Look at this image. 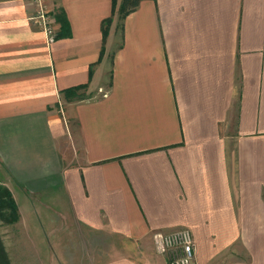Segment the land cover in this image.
I'll list each match as a JSON object with an SVG mask.
<instances>
[{"label": "crops", "instance_id": "0c3cea01", "mask_svg": "<svg viewBox=\"0 0 264 264\" xmlns=\"http://www.w3.org/2000/svg\"><path fill=\"white\" fill-rule=\"evenodd\" d=\"M116 1L47 0L53 39L34 0H0L11 223L45 236L53 205L124 242L98 264H167L154 235L182 228L194 264H264V0H141L123 20Z\"/></svg>", "mask_w": 264, "mask_h": 264}, {"label": "rangeland", "instance_id": "374dc122", "mask_svg": "<svg viewBox=\"0 0 264 264\" xmlns=\"http://www.w3.org/2000/svg\"><path fill=\"white\" fill-rule=\"evenodd\" d=\"M50 207L56 220L45 236L35 238L27 234L29 230L24 226L0 220V237L10 264H98L114 257L115 253L123 254L116 252L124 245L120 238L103 234L83 236L80 230L67 227L65 221L58 218L55 206ZM43 216L39 212L41 219Z\"/></svg>", "mask_w": 264, "mask_h": 264}, {"label": "built area", "instance_id": "2783aa9c", "mask_svg": "<svg viewBox=\"0 0 264 264\" xmlns=\"http://www.w3.org/2000/svg\"><path fill=\"white\" fill-rule=\"evenodd\" d=\"M36 13L31 16L42 30L50 37H55L47 0H34ZM193 233L188 228H182L170 233H155L154 247L167 257V264H194L196 258V246H194Z\"/></svg>", "mask_w": 264, "mask_h": 264}, {"label": "trees", "instance_id": "16d2710c", "mask_svg": "<svg viewBox=\"0 0 264 264\" xmlns=\"http://www.w3.org/2000/svg\"><path fill=\"white\" fill-rule=\"evenodd\" d=\"M114 1V6H113V15L116 13V7H117V1ZM141 0H122V3L120 5V8L118 10L119 17L121 20H123L131 11H133L135 8L138 7L140 4ZM58 19L62 22L63 27H66L67 20L65 16L58 15ZM113 22V18L110 17L104 21V36L105 40L109 34L110 26ZM82 87H87L86 85L78 86L76 88H72L69 91H75L78 90ZM14 197L3 183L0 181V220H4L6 222H16L19 220V210H18V205L16 201H14ZM0 264H10L7 258V255L5 254V250L1 241L0 237Z\"/></svg>", "mask_w": 264, "mask_h": 264}]
</instances>
